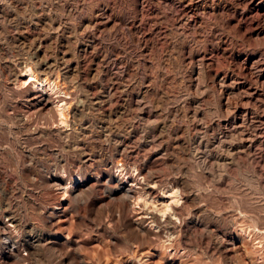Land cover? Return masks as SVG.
Instances as JSON below:
<instances>
[{
  "label": "rangeland",
  "instance_id": "1",
  "mask_svg": "<svg viewBox=\"0 0 264 264\" xmlns=\"http://www.w3.org/2000/svg\"><path fill=\"white\" fill-rule=\"evenodd\" d=\"M206 1L191 29L179 24L177 2L0 0V264H264V0L247 18L232 0ZM103 5L112 16L106 27H86ZM91 34L95 68L82 61L73 79L59 69L61 88L87 100L107 89L130 96L117 107L115 96L110 117L91 107L77 121L91 136L77 147L56 133L64 127L48 108L27 121L17 115L36 90L14 82L11 69L34 46L62 67L68 56L74 64L73 54L62 59L64 48ZM132 177L138 192L149 182L157 198L184 184L191 197L175 232L150 219L154 203L117 191ZM29 239L39 246H26Z\"/></svg>",
  "mask_w": 264,
  "mask_h": 264
},
{
  "label": "bare ground",
  "instance_id": "2",
  "mask_svg": "<svg viewBox=\"0 0 264 264\" xmlns=\"http://www.w3.org/2000/svg\"><path fill=\"white\" fill-rule=\"evenodd\" d=\"M160 1L162 3H164L165 5H168L167 7H169V4H173V3L177 2L179 4V6H180V8H179L180 12L178 14L179 24L182 25L183 28H191V29L196 28V26H197L196 24H197L198 18L200 17V16L198 17V15L200 14V12H199L200 11V7H202L203 5L206 6L208 4L206 0H160ZM232 1L234 3L235 11L239 12L241 14V17H244V18H247L249 16V11L254 9L255 6L258 4V1L256 2V0H232ZM79 8H82V7H79ZM76 9H78V8L76 7L75 10ZM92 9H91L92 10L91 18H88V20L86 22H84V24L87 25L86 27H88V25H90L92 27H95V29L96 28H101L103 30L106 27V24L112 19V16H111V13L108 10V7L103 5V6H99L97 8L94 7ZM210 10L211 11H216L215 6L213 5L212 7H210ZM81 11H83V10H81ZM79 12H80V9L77 10V13H79ZM3 13H4V15L8 14L7 12H4V11H3ZM77 13H75V14H77ZM6 17H4V18H6ZM126 26L127 25H125V27ZM123 28H124V26H123ZM20 32L21 33L16 38L15 37H12V38L13 39L15 38L16 40H19L22 37H24L23 36V31H20ZM105 32H106V30H105ZM89 34H90V32H89ZM102 34H104V33H102ZM92 37H93V34H91V37L87 41H84L83 44L80 43L81 45H79L78 48H75V49L69 48L68 49L69 46L66 47L67 49L64 48L63 53H62V57L64 55H66L67 52L70 55L73 54L72 56H75L76 59H77L76 63H74V64L71 61L67 60V59H70L69 56H68V58L65 57L67 59H66L65 65H63L64 67L60 66L61 64L56 58H49L42 49L35 48V46L33 47V43H34L33 42L32 46H31V47H33V50L31 52L30 56L27 59L23 60V62H18V64H19L18 66H15V67L11 66V68L13 67L11 69V74L13 76L14 82H17L19 80L20 83H24L25 85L28 83L30 85L29 87H32L33 89L36 90V94L31 99L28 98L30 100L29 101V109L26 110V111L24 110L25 112L18 113L17 115L21 119H24L25 121H27L29 116L34 115L36 112L42 113L44 108H48V110L52 111V113H53L50 116V118H52L51 120L61 124L64 127V128H59L58 127L56 129V131H57L56 133H58L60 135V137H62L63 139H71V144L74 145V146L77 145V147H80L79 146L80 145V141L82 140L83 136L84 137L91 136V129H90L89 126H87V124H86V126H84V125L77 126V121L78 120L81 121V119L85 118L86 114L88 113V111H89V109L91 107L94 108L95 110L100 111V112H102V111L106 112L107 116L110 117L111 112L114 111L112 109L113 108L112 107V100L115 99V96L119 95V96L122 97V102L120 101L121 103H118V101H117L116 107L119 106V105L120 106H127L126 103H127V100H128V98L130 96L127 92H123V93L120 92V94H117L112 89H107V90H104V91H101V92H98V93H95V91H94V96L87 100L81 94H79V92L74 91L73 88L71 89V87L69 86L70 84L67 87L63 88V89L61 88L62 87L61 84L63 83V81L62 82L60 81V75H59L60 71H59V69L62 70L61 72L63 73L64 78L65 77L72 78L73 76L70 77V75L76 72L75 69L77 68V66L82 61H87V63H89V65L87 66L88 67V72L91 71V68H95V66L93 67V64H92L93 61H92V63H90V62H91V60H93L95 58L96 53L98 51L96 50L97 52L96 51H95L96 53L94 52V40L95 39L92 38ZM68 40L69 39H66V42ZM24 43L25 42L22 43L23 47H25ZM64 43H65V41H64ZM28 45H30V44H28ZM28 49L30 50L31 48L28 47ZM103 51H104V49H103ZM112 51H113V49H112ZM106 53L108 55L109 52H106ZM104 55H105V53L103 54V56ZM104 57H102V58H104ZM65 58L63 57L62 59H65ZM189 58H191V57H189ZM109 59H112V58H109ZM191 59H193V58H191ZM201 59H202V61L204 60V61L207 62L211 58L207 57L206 54L203 53L201 55ZM96 62H97V60H96ZM115 62L112 63V64L115 65ZM84 63H86V62H84ZM99 64H98V66H99ZM113 67H115V66H113ZM80 68H81V66H80ZM99 69H102V67H100ZM102 70H101V72H102ZM95 71H96V74H97L98 73L97 71H100V70L97 69ZM22 72L24 73L23 76H21ZM93 75H94V72H93ZM108 75L109 74L107 73V76ZM109 77L111 78V75ZM26 89H29V88H26ZM49 91H51L53 93H57L55 98H52V99L50 98V96L48 94ZM143 94H144V92H139L138 94H136L137 98H136V102H134L136 104V108L139 109L138 111H139L140 114L145 108V103L142 100L143 99L142 98ZM117 98H119V97H117ZM115 100H117V99H115ZM114 105H115V103H114ZM43 113H42V115L44 116L45 114H43ZM50 118H49V115H47V118L44 119V120L49 119V121H50ZM52 121L50 123L55 124V122L53 123ZM29 122H30V120L28 121V123ZM105 128H108L109 130L111 129V127H109L107 125H106ZM127 133L128 132L125 131V132L121 133V136L123 138H125V135ZM227 133H228L227 131L223 132V136L224 137L227 136ZM119 144H120L122 149H125L126 143H125L124 139L119 140ZM135 169H136V167H135ZM145 177H146V175H145ZM136 179L137 178H133L132 177V179H131L132 182L130 183L129 186L121 184L120 187H118L117 191L119 193H121L122 195H126V196L131 195L132 193H133L132 195L136 194L135 199L142 198L143 201L145 202V204L149 203V202H151V204L154 203L153 207L155 208V210L151 211V215H150L151 218L150 219H152L153 221L154 220L162 221V223H164L168 227L167 231H168L169 234L173 233V231L175 232V229H176V221H175V219L176 218H180V215L182 214V210L186 206L187 199L188 198L190 199V197H191V195L188 194L187 189L184 186V184L183 185L179 184L181 186L175 184V186L173 185V186H170L169 188L163 189L162 193H160L161 194L160 197L157 198V197H155L156 194L153 197H151L152 192H150V188L152 187V184L150 185L149 182H147L146 184H143V187H142L143 191L142 192H138V190H136L134 188L135 183H137ZM6 182H7V180H6L5 175L2 172H0V183L1 184H5ZM155 182L156 181H154V183ZM64 190H66V187H64ZM81 192H82V190L78 189V193H81ZM157 210L159 211V213H157ZM159 216H161V217H159ZM9 220H10V223H13L14 225H16L18 223V220L12 215L9 217ZM4 238H5L6 243L8 244V246H12V244H13L12 237L10 235H8V234H5ZM32 239H33V237H32ZM38 239H40V238H38ZM217 239L218 238H216V240ZM40 240H42V239H40ZM39 244H40V241H35V240H30L29 239V241H27V245L26 246H28L30 248L31 247L32 248H36V247L39 246ZM31 250H33V249H31Z\"/></svg>",
  "mask_w": 264,
  "mask_h": 264
}]
</instances>
